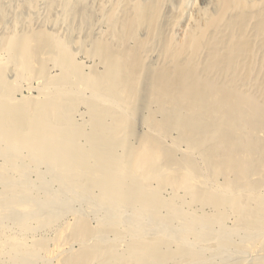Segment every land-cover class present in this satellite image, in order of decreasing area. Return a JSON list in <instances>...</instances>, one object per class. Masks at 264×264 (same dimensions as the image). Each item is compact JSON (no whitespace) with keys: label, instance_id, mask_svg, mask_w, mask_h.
<instances>
[{"label":"bare ground","instance_id":"1","mask_svg":"<svg viewBox=\"0 0 264 264\" xmlns=\"http://www.w3.org/2000/svg\"><path fill=\"white\" fill-rule=\"evenodd\" d=\"M0 159V264H264V0H0Z\"/></svg>","mask_w":264,"mask_h":264},{"label":"rangeland","instance_id":"2","mask_svg":"<svg viewBox=\"0 0 264 264\" xmlns=\"http://www.w3.org/2000/svg\"><path fill=\"white\" fill-rule=\"evenodd\" d=\"M99 32L100 33H104V32H106V28H100L99 29ZM85 53V54H84ZM7 58H8V56H3V59H4V61L5 60H7ZM77 62L79 63V64H81V65H83V68L85 69V71L86 72H90V70H91V68H93V67H97L98 66V62H97V60L96 59H94V58H92L87 52H83V53H80L78 56H77ZM99 70L101 71L102 70V68L101 67H99ZM52 76H55V75H57V74H60V72L58 71V70H56V69H53L52 70ZM58 76V75H57ZM41 80V81H40ZM10 81H13L12 79H10ZM16 82H14L13 84H15ZM45 82H44V80H42V79H35L34 81H32L31 83L30 82H27V83H24V85H23V83H16V85H18L19 86V93L17 94V98L18 99H22V98H27V97H37V96H39V88H42V89H48L49 88V86L48 85H46V84H44ZM21 85V86H20ZM44 86V87H43ZM39 87V88H38ZM29 88V89H28ZM81 112V113H80ZM80 112H79V114H78V116H77V121L79 122V123H86L87 122V119H88V116H85L87 113H86V108L84 107H82L81 109H80ZM80 118V119H79ZM140 128V130L138 129V132H140V133H143L144 131H146L147 130V128H143V129H141V127H139ZM176 134H174L173 136H172V138L174 139V138H176ZM171 140L172 139H169L168 140V142L169 143H171ZM181 150L182 151H187V145L186 144H183L182 146H181ZM2 160L0 159V165H2ZM40 170H39V174L42 176V178L45 180V181H48V193H52V195H56V194H59L60 193V188L58 187L59 185L57 184V183H54V182H50V180L52 179V176L50 175V174H48L49 172H48V168H45V167H40L39 168ZM42 173V174H41ZM44 173V174H43ZM50 175V176H49ZM28 181L29 182H35L37 179H38V175L37 174H35V172H32V173H30V174H28ZM47 179V180H46ZM222 182H223V180H221ZM31 182V183H32ZM49 182H50V184H49ZM33 184H35V183H33ZM56 184V185H55ZM38 186V190H40V191H43L44 192V188H43V185L42 184H37ZM51 189V190H50ZM53 189V190H52ZM58 191V192H57ZM46 192V191H45ZM56 192V193H55ZM169 192V193H168ZM168 192L167 191H165L164 193H163V197H166V198H169V197H171V195H172V192L170 191V190H168ZM50 193V194H51ZM64 194V193H63ZM65 194H66V196H65ZM63 196L64 197H62L63 199H62V202H64V203H62L61 202V204L60 205H57L56 206V204L54 205L53 204V206H51L52 208H50V210L49 211H55V214H57V213H62V217H63V221H62V223H66V222H72L73 221V219H72V215H71V213H70V208L72 209L71 211H76V212H79L80 214H82V215H84V216H87V215H89L90 216V218L92 219V225L93 226H97L98 225V220L101 218V217H105L106 215V210H103V212H102V209L101 208H96V209H98L97 211L95 210V209H93V208H95V207H97V206H95L94 205V203L92 202V201H90V200H87V199H84V200H72V198L68 195V193H65ZM87 200V201H86ZM72 201V202H71ZM75 202V203H74ZM71 203V204H70ZM74 204V205H73ZM93 204V205H92ZM69 206L70 205V208L67 210V211H65L64 212V210L65 209H63V208H65L66 206ZM82 205V206H81ZM71 206H73V207H71ZM91 207V208H90ZM60 209V210H59ZM99 209H101L100 210V212H98L99 211ZM197 208H195L194 210H196ZM96 211L97 212V216H96V212H93V211ZM64 213H63V212ZM104 211H105V213H104ZM89 212V213H88ZM206 212L207 213H209L210 212V210L209 209H206ZM90 213H92L91 215H90ZM65 214H68V215H65ZM127 214V213H126ZM13 216H11V218L9 217L6 221L4 220V222H5V224H4V222H2L3 224V226L5 227V229L8 231V233L11 235V234H13V235H18V229L16 228V224H17V222H18V219L21 217V216H16V215H14V214H12ZM44 215H45V212H44ZM65 217H64V216ZM129 215V214H128ZM97 217H99V218H97ZM14 218V219H13ZM74 218V217H73ZM128 218V217H127ZM102 219V218H101ZM17 220V221H16ZM72 220V221H71ZM65 221V222H64ZM10 222V223H9ZM61 223V224H62ZM1 224H0V226H2ZM8 225V227H9V229H8V227H6ZM229 225L231 226L232 225V222H230L229 223ZM2 226V227H3ZM61 226V225H60ZM60 226H58V227H56V228H49V229H47L46 231H44V232H41V233H36L34 236L35 237H37V238H41V237H46L47 236V238H49V239H52L53 237H55V235H56V231L58 230V228L60 227ZM13 227V228H12ZM12 228V229H11ZM10 229H11V231H10ZM16 231V232H15ZM52 231V232H51ZM47 232V233H46ZM53 232H56V233H53ZM31 238L33 237V236H30ZM26 238L28 241H30L31 240V238ZM225 260H224V262H222V264H232V263H236V262H238V261H242V260H244V261H251L252 260V257H251V255L249 254V255H245V256H239V257H231V256H227V257H225L224 258ZM234 263V264H235Z\"/></svg>","mask_w":264,"mask_h":264}]
</instances>
